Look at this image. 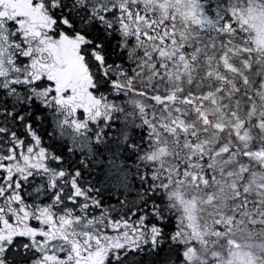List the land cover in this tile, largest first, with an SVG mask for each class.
Listing matches in <instances>:
<instances>
[{
	"label": "snow or ice",
	"instance_id": "snow-or-ice-1",
	"mask_svg": "<svg viewBox=\"0 0 264 264\" xmlns=\"http://www.w3.org/2000/svg\"><path fill=\"white\" fill-rule=\"evenodd\" d=\"M0 264H264V0H0Z\"/></svg>",
	"mask_w": 264,
	"mask_h": 264
}]
</instances>
